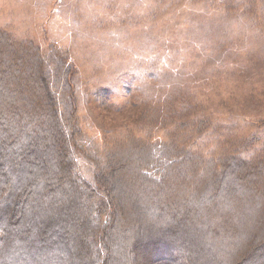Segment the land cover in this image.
Here are the masks:
<instances>
[{
    "label": "trees",
    "instance_id": "1",
    "mask_svg": "<svg viewBox=\"0 0 264 264\" xmlns=\"http://www.w3.org/2000/svg\"><path fill=\"white\" fill-rule=\"evenodd\" d=\"M76 74L55 44L0 29V264H264V132L236 143L171 98L146 125L164 139L124 128L98 146L80 128Z\"/></svg>",
    "mask_w": 264,
    "mask_h": 264
},
{
    "label": "rangeland",
    "instance_id": "2",
    "mask_svg": "<svg viewBox=\"0 0 264 264\" xmlns=\"http://www.w3.org/2000/svg\"><path fill=\"white\" fill-rule=\"evenodd\" d=\"M219 1L0 0V29L68 54L77 73L80 128L98 146L124 128L143 140L164 139L146 125L171 98L180 100L173 109L208 119L214 133L236 141L257 128L264 132L254 126L264 119V12L227 14ZM133 66L147 72L149 95L137 91ZM213 139L207 151L218 150ZM77 157L91 179L89 163Z\"/></svg>",
    "mask_w": 264,
    "mask_h": 264
},
{
    "label": "clouds",
    "instance_id": "3",
    "mask_svg": "<svg viewBox=\"0 0 264 264\" xmlns=\"http://www.w3.org/2000/svg\"><path fill=\"white\" fill-rule=\"evenodd\" d=\"M129 73H133L138 77V82L136 83L137 91L141 92L145 96L150 93V79H147L145 74L147 73L144 69L139 67H131L128 69Z\"/></svg>",
    "mask_w": 264,
    "mask_h": 264
}]
</instances>
